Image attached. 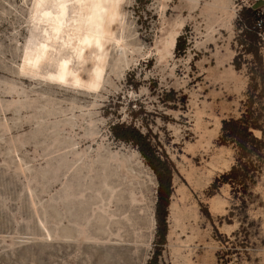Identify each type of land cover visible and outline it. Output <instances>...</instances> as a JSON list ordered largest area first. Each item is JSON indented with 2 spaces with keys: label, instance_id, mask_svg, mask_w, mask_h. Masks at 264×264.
I'll list each match as a JSON object with an SVG mask.
<instances>
[{
  "label": "rangeland",
  "instance_id": "1",
  "mask_svg": "<svg viewBox=\"0 0 264 264\" xmlns=\"http://www.w3.org/2000/svg\"><path fill=\"white\" fill-rule=\"evenodd\" d=\"M255 2L0 0V264L149 263L158 182L115 124L172 163L157 264H264V156L209 187L236 162L222 121L249 107L264 129V31L237 56Z\"/></svg>",
  "mask_w": 264,
  "mask_h": 264
},
{
  "label": "trees",
  "instance_id": "2",
  "mask_svg": "<svg viewBox=\"0 0 264 264\" xmlns=\"http://www.w3.org/2000/svg\"><path fill=\"white\" fill-rule=\"evenodd\" d=\"M255 4H257V2L242 8L238 15V27L240 29L238 41L239 45H241V51L237 56L249 53L257 55L260 50L259 35L261 31H264V15ZM183 48V45L177 43V50ZM237 56H235L233 63L235 68L238 69L240 68V63L237 62ZM255 112V110L247 107L246 111L239 117H232L222 121L218 142L223 145L232 144L236 148V162L228 171L223 172L219 177L214 179L209 186L212 191H215L220 184L226 182L232 185L240 184L245 186L247 180H251V177H249V170L254 172L260 171L261 168L258 162L264 156L262 153V150H264V129H262V126L259 124V116L263 115L261 112ZM253 129L261 130L262 136H255ZM112 131L117 138L134 143L144 157L146 163L152 168L156 175L158 185L155 203V251L148 264H157V257L160 255L161 247L165 243V236L167 233V207L173 191L172 163L166 156H160L148 137L134 127L124 124H115L112 126ZM252 154L257 155L258 161H256V163H252L253 161L247 163L245 159L247 157L249 158V155Z\"/></svg>",
  "mask_w": 264,
  "mask_h": 264
},
{
  "label": "bare ground",
  "instance_id": "3",
  "mask_svg": "<svg viewBox=\"0 0 264 264\" xmlns=\"http://www.w3.org/2000/svg\"><path fill=\"white\" fill-rule=\"evenodd\" d=\"M113 195V194H112ZM111 197V196H110ZM101 199H99L100 200V202H102V201H104L105 200V198L103 197V196H101L100 197ZM109 201H108V203L107 202H102V205H98V204H96L95 206L96 207H94V210L95 209H99V210H101V211H103L104 213H107L109 216H110V218H111V220H113V219H116L115 217H116V213H113V212H108V207L110 206V204H109V202H112V200L109 198L108 199ZM122 213V212H121ZM122 218L123 219H125L126 221H128V222H130L131 221V218H130V215L129 214H123L122 215ZM108 230H109V232L111 233V236H116L117 238H121L122 237V235H121V233H120V231L122 230V229H119L118 228V230L116 231V232H113L111 229H110V226H109V224H108ZM120 230V231H119ZM86 238L87 239H94L95 241H97V240H99L100 238H98L97 236L95 237V236H86ZM109 240H110V238H108ZM122 240V239H121Z\"/></svg>",
  "mask_w": 264,
  "mask_h": 264
}]
</instances>
